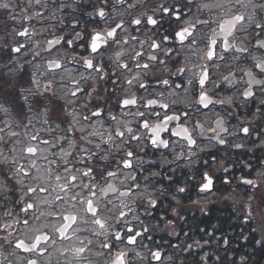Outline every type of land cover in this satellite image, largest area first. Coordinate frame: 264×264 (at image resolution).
<instances>
[{
    "label": "clouds",
    "instance_id": "obj_1",
    "mask_svg": "<svg viewBox=\"0 0 264 264\" xmlns=\"http://www.w3.org/2000/svg\"><path fill=\"white\" fill-rule=\"evenodd\" d=\"M121 254L264 264V0H0V264Z\"/></svg>",
    "mask_w": 264,
    "mask_h": 264
},
{
    "label": "trees",
    "instance_id": "obj_2",
    "mask_svg": "<svg viewBox=\"0 0 264 264\" xmlns=\"http://www.w3.org/2000/svg\"><path fill=\"white\" fill-rule=\"evenodd\" d=\"M201 229H204V227H201ZM232 229H228V231H231ZM212 234H213V236H215V237H220L221 235H223V239H229V240H231V237H226L225 236V233H224V231L222 232V233H220V232H218V231H215V229H212L211 231H210ZM199 235V234H198ZM238 247H241V245L240 244H233V248H238ZM206 251L208 250V249H205ZM217 255H219V253H217ZM212 257L210 256L209 257V264H211V261H212Z\"/></svg>",
    "mask_w": 264,
    "mask_h": 264
},
{
    "label": "flooded vegetation",
    "instance_id": "obj_3",
    "mask_svg": "<svg viewBox=\"0 0 264 264\" xmlns=\"http://www.w3.org/2000/svg\"><path fill=\"white\" fill-rule=\"evenodd\" d=\"M221 215H224V213H221ZM212 224H219V221L218 220H214V221H212L211 222ZM201 227H204V231H206V232H210L212 229H215V228H213L210 224H201L200 225V227L196 230L197 231V234H199V232H200V230H201ZM215 231H217L216 229H215ZM218 232H220V233H222L223 231H218ZM211 233V232H210ZM189 234H191V233H189ZM221 240H223V235H221L220 237H219Z\"/></svg>",
    "mask_w": 264,
    "mask_h": 264
},
{
    "label": "snow or ice",
    "instance_id": "obj_4",
    "mask_svg": "<svg viewBox=\"0 0 264 264\" xmlns=\"http://www.w3.org/2000/svg\"><path fill=\"white\" fill-rule=\"evenodd\" d=\"M224 31H230V28H228L227 26H224ZM211 186V181H209L208 184L204 185V187H210ZM28 207H32V205H28ZM130 239H135L134 237H130ZM23 243V242H21ZM32 264H35V262L33 261ZM115 264H123V254L119 255L116 258Z\"/></svg>",
    "mask_w": 264,
    "mask_h": 264
}]
</instances>
